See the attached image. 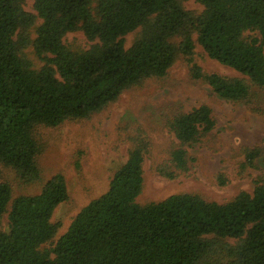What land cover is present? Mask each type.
I'll use <instances>...</instances> for the list:
<instances>
[{
	"label": "trees",
	"instance_id": "trees-1",
	"mask_svg": "<svg viewBox=\"0 0 264 264\" xmlns=\"http://www.w3.org/2000/svg\"><path fill=\"white\" fill-rule=\"evenodd\" d=\"M182 1L34 0L33 13L24 0H0V264H264V178L223 203L178 193L140 204L148 141L139 135L107 190L44 246L56 233L51 217L68 188L61 173L41 179L37 127L88 118L125 89L166 76L180 57L191 64L192 78L223 99L253 106L264 92V0H195L198 14ZM76 30L95 42L71 48L63 38ZM196 43L241 76L204 71L193 62ZM29 46L38 68L25 53ZM167 125L179 144L157 171L173 178L194 161L186 146L208 135L215 119L200 104L175 112ZM259 155L246 150L241 169ZM1 167L22 184L39 182V190L13 197ZM217 181L226 179L218 174Z\"/></svg>",
	"mask_w": 264,
	"mask_h": 264
},
{
	"label": "rangeland",
	"instance_id": "rangeland-1",
	"mask_svg": "<svg viewBox=\"0 0 264 264\" xmlns=\"http://www.w3.org/2000/svg\"><path fill=\"white\" fill-rule=\"evenodd\" d=\"M33 4L34 0H24L23 7L35 13ZM182 6L194 14L202 10V5L195 0H183ZM40 22L37 18L30 28L31 37L35 36V27ZM135 34L126 35V46ZM63 40L71 48L82 49L95 42L88 40L81 30L67 33ZM25 53L35 67L41 65L31 46ZM193 62L207 72L241 76L209 58L197 43ZM190 67L191 64L180 57L166 76L125 89L114 101L88 118L65 120L55 127H37L36 138L42 146L39 156L41 179L61 173L68 188V198L52 214L51 221L57 225V230L45 247H50L67 230L84 205L107 190L114 172L128 156L134 135L148 141L143 162V187L137 197L140 204L178 193L197 194L223 203L241 191L252 192L255 180L264 178V92L253 106L223 99L207 84L192 78ZM200 104L211 108L215 126L201 140L186 146L194 158L189 168L173 178H166L157 171V166L167 160L170 151L179 144L167 119L175 112L189 111ZM252 148H257L260 155L253 167L241 169L245 151ZM1 168L2 178L10 184L13 197L39 190V182L22 184L12 170ZM218 174L226 179L224 185L218 183ZM0 229H6V215L0 222ZM229 241L234 242L233 239Z\"/></svg>",
	"mask_w": 264,
	"mask_h": 264
}]
</instances>
